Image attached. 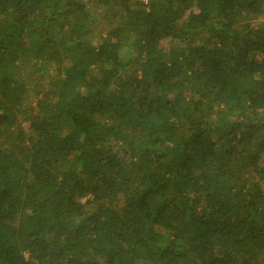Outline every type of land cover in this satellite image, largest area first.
<instances>
[{
  "label": "trees",
  "instance_id": "obj_1",
  "mask_svg": "<svg viewBox=\"0 0 264 264\" xmlns=\"http://www.w3.org/2000/svg\"><path fill=\"white\" fill-rule=\"evenodd\" d=\"M0 264H264V0H0Z\"/></svg>",
  "mask_w": 264,
  "mask_h": 264
},
{
  "label": "rangeland",
  "instance_id": "obj_2",
  "mask_svg": "<svg viewBox=\"0 0 264 264\" xmlns=\"http://www.w3.org/2000/svg\"><path fill=\"white\" fill-rule=\"evenodd\" d=\"M107 19H100L99 23L97 24V27L95 28V31L101 29L105 24H106ZM24 127H27L28 123L24 122L23 123Z\"/></svg>",
  "mask_w": 264,
  "mask_h": 264
}]
</instances>
